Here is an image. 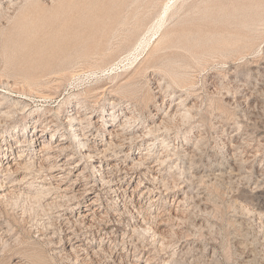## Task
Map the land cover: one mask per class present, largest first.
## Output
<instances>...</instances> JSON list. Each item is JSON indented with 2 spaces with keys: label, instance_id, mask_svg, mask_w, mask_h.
Returning a JSON list of instances; mask_svg holds the SVG:
<instances>
[{
  "label": "rangeland",
  "instance_id": "obj_1",
  "mask_svg": "<svg viewBox=\"0 0 264 264\" xmlns=\"http://www.w3.org/2000/svg\"><path fill=\"white\" fill-rule=\"evenodd\" d=\"M0 1V161L17 162L19 133L44 130L37 150L58 129L56 145L79 112L111 171L71 136L81 168L65 182L0 174L3 194L51 190L0 199V264H264V0ZM79 172L114 207L90 229L68 226L90 202L67 208Z\"/></svg>",
  "mask_w": 264,
  "mask_h": 264
},
{
  "label": "bare ground",
  "instance_id": "obj_2",
  "mask_svg": "<svg viewBox=\"0 0 264 264\" xmlns=\"http://www.w3.org/2000/svg\"><path fill=\"white\" fill-rule=\"evenodd\" d=\"M1 2V1H0ZM6 10H8L9 8H5ZM169 10V9H168ZM165 13V12H164ZM167 13V12H166ZM263 90V89H262ZM259 93V92H258ZM184 99V98H183ZM2 101V100H1ZM186 101V100H185ZM185 101L183 100V102L185 103ZM182 102V103H183ZM2 104V103H1ZM184 105V104H183ZM179 107V106H178ZM173 111H176V110H173ZM77 113L79 112H76L75 116H71L70 119L68 121H66V123H69V128H67V134L63 132V134H61L62 136V140L59 139L55 141L56 145H54V143L52 144L51 141L53 140V137L56 136V134L59 132V130L55 129L53 132H52V137L50 139V142L48 144H42V147H40L39 149L37 148L38 152L37 154L35 153V151H37L36 149H34V143H38V141H40L41 137L44 136V130H42L41 134L37 135L36 138L32 139L30 142H29V139H27L25 137L26 133H29V131L27 132H24V133H19L18 136H14L16 139H17V142L21 144V148L22 151H18V154L15 156L17 157L16 160L17 162H13L12 160H10V157L9 158H5V160H1L0 161V174H4L6 173V175H11V174H15L16 171L18 170H32L35 169L36 167H38V170H39V177L38 178H35L33 177V179H39L40 181H38V183L40 184H43L42 188H44L45 185L44 183L46 182V179H47V176L50 177V179H53V180H60L59 183H63L65 182L66 180H68L70 178V175L71 174H74V172H77L81 167H80V164H74V162L72 161L74 159V156H75V153L72 152V148H71V144H69V139L70 137H74L73 139L77 140V138L79 139L78 141V145L80 146V148L83 149V151L86 152V154L83 152L84 156H87L91 159L93 158H96L95 161H97L98 163L97 164H91V167L92 169L94 170L95 173H99L100 177H103L105 178V175L109 174L111 171H104L103 172V169H106L104 166H107V165H110L108 164V161H104L103 159L106 158L107 156H102L100 157V155L102 154H107L106 151L108 150H103L101 149L103 146L102 142H97L95 141L93 143V145H90L89 142H88V135H86V128L85 127H82V123L83 121H78V124H75L76 121L75 119H77ZM173 113V112H172ZM187 113V112H186ZM177 114V112H176ZM174 113V116L176 115ZM188 114V113H187ZM9 115V114H8ZM7 115V116H8ZM178 115V114H177ZM182 115V114H181ZM186 115V114H185ZM173 116V115H172ZM171 116V117H172ZM130 118V117H129ZM132 118V117H131ZM103 120V124L100 126V127H95L98 131L101 132V134H105V132L107 131L106 130V125H105V118H102ZM99 120V119H98ZM128 119H126L124 122H127ZM51 124V123H50ZM92 124L89 122V125ZM57 127V126H56ZM54 127V128H56ZM59 127V126H58ZM68 127V126H67ZM53 129V128H52ZM63 129V128H62ZM31 130V129H30ZM45 130H46V127H45ZM26 131V130H25ZM58 131V132H57ZM66 131V130H65ZM31 132V131H30ZM111 132V131H110ZM92 136L94 135V138H96L97 134H94L92 133L91 134ZM100 136V135H98ZM59 137V136H58ZM104 137V136H103ZM61 138V137H60ZM58 139V138H57ZM15 140V139H14ZM7 141V139H6ZM35 141V142H34ZM42 141V139H41ZM94 141V140H93ZM12 143V142H11ZM9 143L10 147L9 148H5V151H7V153H5V155L7 156L10 152V150L12 149V144ZM36 143V144H37ZM51 143V144H50ZM131 145V144H130ZM134 145V144H133ZM40 146V145H39ZM3 147V145H1V148ZM28 149H25L27 148ZM232 147V146H230ZM4 148V147H3ZM14 149V148H13ZM25 149V150H24ZM80 151V150H79ZM26 152H27V157L30 156L31 159L32 158H37V159H42L40 161V163L37 162V160L33 163H23L24 159L23 158H26ZM71 153L70 156L66 155L68 153ZM39 153V154H38ZM42 154V155H41ZM259 154V153H257ZM66 155L67 158L63 159V156ZM11 156V155H10ZM38 156H40V158H38ZM229 157H226L230 163H234L233 161H235V157L237 156L235 153H230L228 155ZM46 157V158H45ZM86 157V158H87ZM102 159V160H101ZM33 160V159H32ZM140 161V160H138ZM90 163V162H89ZM107 163V164H106ZM106 164V165H105ZM139 164V163H138ZM135 167V166H134ZM108 168V167H107ZM118 168V166H117ZM98 169V170H96ZM112 169V168H111ZM107 170V169H106ZM80 171V170H79ZM126 171V170H125ZM127 171H129L127 169ZM131 171V170H130ZM27 172V171H26ZM41 172H47V175L45 177V175H43V173L41 174ZM135 172V171H134ZM19 173V172H18ZM80 173V172H79ZM129 173V172H127ZM131 173V172H130ZM123 174V173H122ZM30 174L28 175H24L25 177H23V179L20 180V184L19 185H23L21 182L25 181L27 176H29ZM89 175V173H88ZM95 175V174H94ZM110 175V174H109ZM108 176V175H107ZM134 176V175H133ZM264 176V174H263ZM77 180L76 181H73V184H71V187L69 188H65L63 191H65V196L66 198L69 199V202L71 203L72 202V205H70L69 209H71V212L74 211V209H81L83 207V201L85 199H90V202L87 204L84 212L82 213V218L81 219H77L76 221H70L68 223V226L69 225H76L77 223H79L81 226H85L87 229H90V228H93L97 225L94 224V222L96 220H100L101 223L103 222H106L107 218L110 216V210L112 208H114L112 205V208L105 205L104 204V199L100 196L99 193L95 194V191H94V185H92V183L96 184V180L94 178H92V176H87L84 175L83 173H80V174H77ZM120 177V176H119ZM123 177V176H122ZM125 177V175H124ZM126 178V177H125ZM32 179V178H30ZM110 179V177H109ZM100 180V179H99ZM102 180V179H101ZM108 180V179H107ZM1 181V180H0ZM72 181V180H71ZM114 181V180H113ZM125 181V180H124ZM107 182H109V184L111 183V180H108ZM118 182V181H117ZM130 182V180H129ZM4 184L3 181L0 182V184ZM28 183V182H25V184ZM121 183V182H120ZM0 186V191H3V186L5 185H2ZM24 184V185H25ZM115 184V183H114ZM117 184V183H116ZM119 184V183H118ZM58 187L60 188L61 184H57ZM70 185V184H69ZM137 187L134 188V192L138 191L139 190V185H141V181L139 180L138 183H137ZM31 186V185H30ZM256 186V185H255ZM19 187V186H18ZM57 187V186H56ZM63 187V186H62ZM119 187H120V184H119ZM122 187V186H121ZM13 190V189H12ZM54 190V189H53ZM11 191V190H10ZM16 191V190H14ZM41 191V190H40ZM51 190H46V191H41V192H35V193H38L36 196L37 198H33L35 203L37 204H41V203H44L45 199H46V196L49 194ZM122 191V190H121ZM124 191V190H123ZM61 192V191H60ZM59 192V193H60ZM120 192V191H119ZM134 192L132 194H134ZM151 192V191H150ZM150 192H142V194L140 195V198H142V200L144 199L145 200V195L146 194H150ZM8 193H11V194H8ZM7 194H3L0 192V199H6L8 198L9 196L11 197L12 200H15V202L18 204L20 201H22V199H26L28 201V199H32L31 196H28L27 193H24L22 192L21 190H17V192H8ZM51 193V192H50ZM71 194L70 196H68L67 194ZM126 194V193H125ZM131 194V195H132ZM45 195V196H44ZM138 195V194H137ZM63 196V195H62ZM9 197V198H10ZM63 197V198H64ZM153 197V196H152ZM151 197V198H152ZM67 199V200H68ZM117 199V198H116ZM150 199V198H149ZM153 199V198H152ZM26 201V202H27ZM86 201V200H85ZM141 201V199H140ZM155 201V200H154ZM153 201V202H154ZM158 201V200H156ZM25 202V201H24ZM152 202V201H151ZM141 203V202H140ZM46 204V203H45ZM56 205V204H55ZM68 205V204H67ZM84 208V207H83ZM106 209V210H105ZM117 209H114V211H116ZM70 211V210H69ZM77 212V211H76ZM81 212V211H80ZM71 214V213H70ZM73 214V213H72ZM114 215H115V212H114ZM79 218V217H78ZM72 220V219H71ZM54 221V220H53ZM96 223V222H95ZM78 224V225H79ZM67 226V225H66ZM67 226V227H68ZM74 227V226H72ZM77 227V225L75 226V228ZM84 227V228H85ZM49 228V227H48ZM74 228V229H75ZM78 228V227H77ZM63 229H65L63 227ZM71 229V228H70ZM73 229V230H74ZM148 228H145V230H147ZM78 230V229H77ZM99 233L101 230L100 228L97 229ZM149 230V229H148ZM66 231V230H65ZM78 232V231H77ZM68 233H69V230H68ZM73 233V232H72ZM80 233V232H79ZM89 233V232H87ZM113 234V233H112ZM68 236V235H67ZM72 236H75V239H78V242H81L82 244H84L85 242H83L82 240H79L80 236L78 234L73 233L71 234V237L69 239L72 238ZM107 236V234H106ZM105 235L102 234V237H101V241L99 244L100 246V251H104V252H107L109 254H113V248L111 246V243H110V246H107V247H104L106 244L105 241L107 240L108 236L106 237ZM132 236V235H131ZM87 238V237H86ZM68 239V240H69ZM73 239V238H72ZM99 239V238H97ZM113 239V238H112ZM1 240V238H0ZM108 243L111 241L110 238L108 239ZM99 242V241H98ZM121 242V241H120ZM116 243V242H115ZM88 244V243H87ZM74 245V244H73ZM85 245V244H84ZM95 245V244H94ZM108 245V244H107ZM72 249L74 251L77 250V248H80V250L82 249V246L78 245L76 247H73L71 246ZM93 247V244L92 246ZM116 247V246H114ZM99 248V247H98ZM79 250V251H80ZM90 248H84L82 251H87V253H90ZM116 251V250H115ZM73 252V251H72ZM92 253V251H91ZM90 253V254H91ZM96 253V252H95ZM92 255V254H91ZM101 255V254H100ZM98 256V255H97ZM96 256V257H97ZM88 257V256H87ZM95 257V256H93ZM90 258V257H89ZM76 259V258H75ZM79 260V259H78ZM99 260V259H98ZM101 262V261H100ZM102 263V262H101Z\"/></svg>",
  "mask_w": 264,
  "mask_h": 264
}]
</instances>
